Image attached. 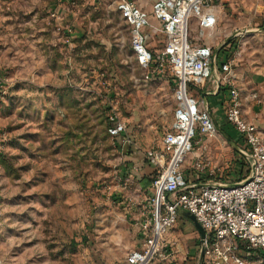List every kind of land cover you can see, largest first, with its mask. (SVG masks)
<instances>
[{
  "label": "rangeland",
  "instance_id": "1",
  "mask_svg": "<svg viewBox=\"0 0 264 264\" xmlns=\"http://www.w3.org/2000/svg\"><path fill=\"white\" fill-rule=\"evenodd\" d=\"M117 1L0 0V264H126L139 245L119 178L132 177L136 164L150 184L144 152L160 146L173 120L174 80L137 65ZM135 1L150 16V46L160 50L154 0ZM244 37L229 39L233 72L243 66ZM241 97L244 119L264 134V92ZM112 107L127 126L122 145L106 133ZM221 132L201 142L214 173L194 172L190 152L187 179L242 178ZM185 223L171 232L183 247L198 240Z\"/></svg>",
  "mask_w": 264,
  "mask_h": 264
},
{
  "label": "built area",
  "instance_id": "2",
  "mask_svg": "<svg viewBox=\"0 0 264 264\" xmlns=\"http://www.w3.org/2000/svg\"><path fill=\"white\" fill-rule=\"evenodd\" d=\"M222 2L154 0L152 19L164 37L160 50L148 46L146 29L153 26L148 12L133 0L116 3L117 12L129 27L135 62L160 78L169 73L174 80L176 104L160 146L144 152L145 160L153 167L147 198L142 202L127 198L123 191L130 179L119 178V190L139 239V245L127 255L126 264H177L166 236L178 221V210L192 214L204 231L202 238L198 234L194 264H264V138L243 117L240 94L232 81V61L224 43L219 47L194 45L188 37L191 18L197 19L200 29L215 26V18L205 10ZM214 74L216 89L227 91L224 117L237 135V170H245L242 178L231 184L190 182L182 170L188 153L197 151L191 169L201 175L214 173L201 145L203 138L215 134L214 119L208 106L192 95L193 88L201 89ZM106 123L108 136L117 144L127 141L126 123L114 107Z\"/></svg>",
  "mask_w": 264,
  "mask_h": 264
},
{
  "label": "crops",
  "instance_id": "3",
  "mask_svg": "<svg viewBox=\"0 0 264 264\" xmlns=\"http://www.w3.org/2000/svg\"><path fill=\"white\" fill-rule=\"evenodd\" d=\"M205 12L211 14L215 18V26L211 29H200L201 37L198 38L194 36L195 30L198 28V21L195 19V22L190 23L191 42L193 41L194 43H192L194 45L204 44L212 47H219L224 43L229 53V59H231L233 64V62H235V59L233 58L235 52L232 53L233 50H231L230 53V49L233 47L230 48L232 44L230 45L229 42L232 41V39H229L232 38V36L235 38L237 35L243 33L245 35L241 57L243 60V66H240L234 72L232 68V81L236 88L242 90L240 95L241 103V96L245 97L246 95H249L255 100L260 91L264 92V0H223L220 5L213 6L208 10H205ZM237 32H240V34L235 35L234 33ZM150 38L151 37L149 36L148 46L149 48H152V50H155L153 44L150 46ZM215 74L212 75L211 79L206 81L201 89L197 88L195 90L196 92H193V89H195L193 88L192 95L208 106V110L214 119L216 130H222V136L231 145L233 151H235L237 135L233 128L226 122L224 117V99L227 96V91L223 87L219 90L216 89V84L213 80ZM244 81L247 82V84L244 83ZM245 88H247L248 93L245 91ZM250 100L252 103L254 102L253 99ZM246 121L253 124L250 119H246ZM223 134H225L230 141H228ZM260 135L263 137V132H260ZM196 154L197 151L194 152L193 156ZM209 159L210 168L216 170V167L212 164L211 156ZM145 166L150 169L153 174V167H151L146 160ZM137 167L138 165L136 164L132 165V169L134 170H131V172H133L134 175H132V177L129 175V186L123 191V193L127 198L142 202L149 195L150 184L144 187L143 181L138 177L140 173ZM121 171L126 170L121 168ZM185 179L190 182L206 181L202 179L197 181L195 178L187 179L186 177ZM126 212H128V208H126ZM186 221L193 226L186 217L178 213L177 224L171 229L167 238L170 241L171 248L175 252L177 264H193V258L197 250L198 240H193L187 247H183L177 234H171L173 230L178 229L179 227L184 228L186 226ZM188 247L191 248L187 249ZM194 248L195 253H192Z\"/></svg>",
  "mask_w": 264,
  "mask_h": 264
},
{
  "label": "water",
  "instance_id": "4",
  "mask_svg": "<svg viewBox=\"0 0 264 264\" xmlns=\"http://www.w3.org/2000/svg\"><path fill=\"white\" fill-rule=\"evenodd\" d=\"M223 135L227 138L228 141H230V139L225 134H223ZM178 213H180L181 215L186 217L193 224L196 232L199 234V236L201 238L204 236L203 229L201 228V226L199 225V223L196 221V219L194 218V216L192 214H190L187 211H182V210H178Z\"/></svg>",
  "mask_w": 264,
  "mask_h": 264
},
{
  "label": "trees",
  "instance_id": "5",
  "mask_svg": "<svg viewBox=\"0 0 264 264\" xmlns=\"http://www.w3.org/2000/svg\"><path fill=\"white\" fill-rule=\"evenodd\" d=\"M153 175V174H152ZM151 181H152V178H151V180H150V183H151Z\"/></svg>",
  "mask_w": 264,
  "mask_h": 264
}]
</instances>
